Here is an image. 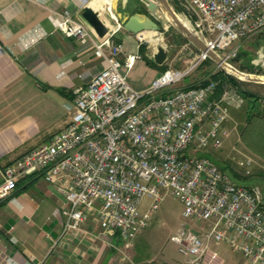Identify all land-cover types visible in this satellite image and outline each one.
I'll list each match as a JSON object with an SVG mask.
<instances>
[{"label": "built area", "instance_id": "2783aa9c", "mask_svg": "<svg viewBox=\"0 0 264 264\" xmlns=\"http://www.w3.org/2000/svg\"><path fill=\"white\" fill-rule=\"evenodd\" d=\"M28 1L45 7L49 0ZM173 1L206 47L232 66L238 43L264 32V0ZM112 16L116 28L106 24L109 32L100 38L70 10H51L54 26L93 50L104 68L76 90L65 129L2 169L0 200L16 191L21 178L41 176L58 184L65 200V232L93 220L129 250L171 194L182 203L186 221L171 241L186 264H202L212 242L240 254L241 264H264L261 188L240 186L209 158L185 154L194 141L196 150L222 149L233 132L226 126L231 111L242 107L243 98L232 87L216 97L215 80L167 90L209 59L199 51L186 69L168 70L146 91L135 90L121 72L122 46L115 36L123 26ZM139 58L129 55L124 66L131 69ZM252 64L264 66V46ZM251 165L247 159V174Z\"/></svg>", "mask_w": 264, "mask_h": 264}, {"label": "crops", "instance_id": "0c3cea01", "mask_svg": "<svg viewBox=\"0 0 264 264\" xmlns=\"http://www.w3.org/2000/svg\"><path fill=\"white\" fill-rule=\"evenodd\" d=\"M102 0H49L44 7L28 0H0V181L1 171L49 141L71 120L75 92L104 68L103 59L66 37L50 20L51 10H70L82 18L92 5L111 11ZM119 60L128 75L140 56L137 35L120 32ZM129 55H139L131 69ZM155 63V62H154ZM148 64V61H147ZM159 78L163 65L152 66ZM147 86L133 87L146 91ZM232 113L226 126L231 129ZM65 206L58 184L41 176L23 177L15 192L0 200V264H115L119 240L104 234L93 220L65 232ZM240 261L239 264H241Z\"/></svg>", "mask_w": 264, "mask_h": 264}, {"label": "rangeland", "instance_id": "374dc122", "mask_svg": "<svg viewBox=\"0 0 264 264\" xmlns=\"http://www.w3.org/2000/svg\"><path fill=\"white\" fill-rule=\"evenodd\" d=\"M150 1L154 0H115L110 13L104 8L106 12L101 13L100 17L105 24L116 28L117 25H115L111 18L112 14L115 15L119 24L123 25L122 22L134 13L149 15L147 3ZM168 1L174 12L180 18L186 20L184 12L177 6L176 2L173 0ZM124 31V28H121L117 32L115 36L117 44L119 43L116 39L118 33ZM151 38H160L161 42L159 46L151 43ZM137 39L141 57L153 61V55L159 47H162L167 52V60L162 70L163 73L168 70L181 71L186 69L198 54L196 49L171 24L162 27L157 32H151V34L150 32H143L141 35H137ZM238 44L241 46L240 53L242 54L232 62L233 66L240 71L243 70L242 72L244 73L264 76V66H254L252 64V61L257 57V51L264 46V32L243 39ZM216 67L217 69L213 65H203L202 63L188 77L180 83L167 88V90L195 85L200 81H207L211 78L212 72L215 73L221 69L217 65ZM209 73L211 74L209 75ZM232 76L240 82L239 87L242 90L258 94L264 98V84L250 83L242 81L234 75ZM156 79L157 77L153 76L152 67L147 64L146 60L138 61L128 75L129 84L135 88L141 85L147 86L152 84ZM231 113V129L233 132L222 149L215 150L209 148L203 151L196 150V142L194 141L185 154L199 158L212 156L221 163H228L241 176H249L258 171H264V162L250 154L240 142V131L245 120L244 107L232 109ZM247 159L252 160L249 174H247L248 169L245 168ZM149 203V199H144L142 205L144 212L147 210ZM185 223L182 203L171 194H167L161 201L159 208L148 221L146 228L134 239L133 247L129 250L115 252V259L119 261V263L116 262L115 264H186L178 247L171 241V237ZM117 244L121 249H124L122 242ZM242 260V256L232 251L228 245L212 242L204 256L202 264H239Z\"/></svg>", "mask_w": 264, "mask_h": 264}, {"label": "water", "instance_id": "95a60500", "mask_svg": "<svg viewBox=\"0 0 264 264\" xmlns=\"http://www.w3.org/2000/svg\"><path fill=\"white\" fill-rule=\"evenodd\" d=\"M149 15L134 13L130 15L122 26L125 31L134 35H141L143 32H157L166 25H173L177 31L191 44L197 51L208 55L219 68L229 75H234L242 81L250 83L264 84V76L244 73L234 66L226 63L218 54L210 51L204 42L186 25H184L178 15L172 9L168 0H154L147 3ZM169 17L170 20L167 18ZM82 18L93 28L98 37L103 38L109 30L101 19L100 15L94 11L90 5L84 8ZM167 60V52L162 48H157L153 55V61L157 65H163Z\"/></svg>", "mask_w": 264, "mask_h": 264}, {"label": "trees", "instance_id": "16d2710c", "mask_svg": "<svg viewBox=\"0 0 264 264\" xmlns=\"http://www.w3.org/2000/svg\"><path fill=\"white\" fill-rule=\"evenodd\" d=\"M197 51V50H196ZM198 52V51H197ZM242 53L239 54V57ZM238 57V58H239ZM236 60V59H235ZM148 64L156 66L155 63L147 59ZM213 65L217 69L216 64L208 59L203 62V65ZM253 67V66H252ZM164 68V66H163ZM242 70V69H241ZM243 71V70H242ZM212 72L211 78L207 81H200L198 84L190 85L185 88H196L207 84L211 80L219 81V89L216 97H219L224 88L232 87L237 90L238 94L243 98L244 103L241 108L244 107V125L241 128L240 142L245 149L253 156L259 158L264 162V98L258 94L244 91L239 87V81L232 75L227 74L225 71L220 69L219 71ZM211 73H209L210 75ZM212 160L220 170L227 173L232 180L244 187L259 186L264 194V171H258L249 176H241L236 173L228 163H221L215 160L212 156L208 157ZM264 210V204H263Z\"/></svg>", "mask_w": 264, "mask_h": 264}, {"label": "bare ground", "instance_id": "6f19581e", "mask_svg": "<svg viewBox=\"0 0 264 264\" xmlns=\"http://www.w3.org/2000/svg\"><path fill=\"white\" fill-rule=\"evenodd\" d=\"M104 3H111L110 4V7L112 8V6H113V3H114V1L115 0H102ZM90 7L94 10V11H96L99 15L102 13V11L103 10H97L96 8H94L92 5H90ZM109 13H110V10L108 11ZM113 16L112 17H115V15L114 14H112ZM178 18L180 19V21L184 24V25H186L187 27H189L188 26V22L186 21V20H184V19H182V18H180L179 16H178ZM168 20H170L169 19V17H168ZM145 33H147V32H145ZM150 34H151V32H150ZM153 34V33H152ZM150 36V35H149ZM150 42L151 43H153L155 46H159V43L161 42V39L160 38H151L150 39Z\"/></svg>", "mask_w": 264, "mask_h": 264}]
</instances>
